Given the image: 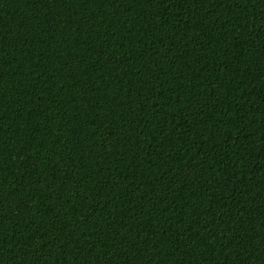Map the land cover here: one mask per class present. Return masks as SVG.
<instances>
[{
	"label": "trees",
	"instance_id": "trees-1",
	"mask_svg": "<svg viewBox=\"0 0 264 264\" xmlns=\"http://www.w3.org/2000/svg\"><path fill=\"white\" fill-rule=\"evenodd\" d=\"M0 264H264V0H0Z\"/></svg>",
	"mask_w": 264,
	"mask_h": 264
}]
</instances>
